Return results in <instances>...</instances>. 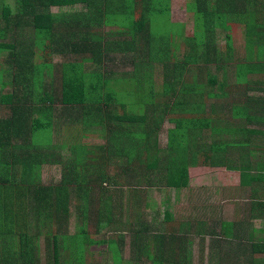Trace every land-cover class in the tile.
<instances>
[{"label": "trees", "instance_id": "16d2710c", "mask_svg": "<svg viewBox=\"0 0 264 264\" xmlns=\"http://www.w3.org/2000/svg\"><path fill=\"white\" fill-rule=\"evenodd\" d=\"M93 1L0 0V264H38L35 222L48 228L44 264H97L85 261L84 250L104 249L106 242L112 257H121L124 235L132 242L145 236L140 223L145 214L139 208L146 188L186 187L188 164L198 163L197 131H215L197 95H210L211 87H223L230 77L228 86L247 98L248 91L264 92V28H256L264 0H184L193 23L187 37L184 23L170 21V0H109L92 13L45 16L55 4L81 2L90 11ZM237 24L244 30L240 51L232 49ZM218 28L227 31L224 50L216 48ZM58 55L63 61L57 65L52 59ZM120 80L141 92L140 99H120L111 88ZM6 86L10 92H3ZM55 102L66 121L62 127L69 130L60 145L56 127L45 119ZM165 120L172 126L160 147ZM47 123L49 128L41 131ZM56 146L72 153L61 162L60 182L38 183L41 167L55 165L51 151ZM209 147L204 151H219ZM92 185L101 187L99 196ZM124 195L128 219L122 223ZM205 220L199 216L172 224V232L166 223V232L155 235L157 245L185 250L190 231ZM131 222L137 223L130 228Z\"/></svg>", "mask_w": 264, "mask_h": 264}, {"label": "crops", "instance_id": "0c3cea01", "mask_svg": "<svg viewBox=\"0 0 264 264\" xmlns=\"http://www.w3.org/2000/svg\"><path fill=\"white\" fill-rule=\"evenodd\" d=\"M108 1L94 0L90 3V11L81 2L64 6L55 4L49 7V16L60 19L71 14L76 17L92 13L97 9L103 10L107 4L105 2ZM256 23V28H264V14ZM243 31V26L238 25L231 32V36L239 32L243 37ZM224 33H227L226 29L218 28L216 35L219 40L224 37ZM232 49L236 51V48ZM52 60L54 64V61H63L59 55ZM232 81L233 78L230 77L223 87H211L210 95H205L204 92L197 95L198 104L205 107V121L215 131L212 132L207 127L197 131L193 144L198 163L188 164V185L178 189L163 185L152 187L156 191L166 189L174 195V204L167 207L162 214L168 232L174 230L172 224L190 223L199 216L206 219L201 228L198 226L190 231L189 246H185V250L177 246L168 250V246L157 245V232L152 233L146 228L143 231L145 236L140 241L132 242L129 235H124L120 260L112 257L106 242L104 249L101 245L84 250L85 261L88 259L87 250H99L102 258L98 257L97 264L102 263V260L105 264H152L153 260L169 264L171 259H181L183 263L180 264H192L195 255H198L197 264H205L204 261L206 264H264V92L248 91L247 95L250 97L247 98L239 89L228 86ZM240 96L243 99L234 101ZM251 96L254 97L251 99ZM50 108L53 115L52 127H56L54 138L57 141V128L63 125L64 115L61 114V104L55 102L54 108ZM221 120L223 125H220ZM209 146L219 151L205 152ZM196 168L202 170V181L199 178V185L190 180V172ZM145 193L142 196L144 202ZM142 197L140 196L141 199ZM144 202L141 212L147 210ZM194 211L197 216H189ZM160 215L159 212V218ZM134 225L135 222H131L130 228ZM199 230L201 236L198 235ZM225 231L230 232L228 237L223 235ZM194 237H199L200 252L192 250Z\"/></svg>", "mask_w": 264, "mask_h": 264}, {"label": "rangeland", "instance_id": "374dc122", "mask_svg": "<svg viewBox=\"0 0 264 264\" xmlns=\"http://www.w3.org/2000/svg\"><path fill=\"white\" fill-rule=\"evenodd\" d=\"M183 2L184 0H170V13H169V17H170V21L176 23V22H181L185 24V31H184V37L190 36L191 35V29L193 26L192 23V17L191 15L185 14L184 12V8H183ZM9 11L10 13H13L15 11L14 5L12 6L9 3ZM49 13V11H48ZM45 16H49V15H45ZM42 34H44V30L42 31ZM218 41V47L224 50V45L226 43L225 37H220V40H216ZM232 48H236V51H240V48L242 47V37L241 34L239 32H236L233 34L232 37ZM185 49V45L184 42L180 43L179 45V51L180 53H182ZM36 62L40 63L41 59L39 57H36ZM55 64L58 65L59 61H54ZM82 63H86L85 61H82ZM111 70H115V66L110 67ZM122 71H126V70H131L130 67L126 68V69H120ZM161 81H162V76L161 74H157V83H158V87L161 86ZM129 81L124 82L122 80L117 81L116 84H112V89L113 92H117L118 96L120 97V99H126L127 101H131L133 98L136 100L140 99V94H142L141 92H139L136 88L131 89V85H129ZM8 91L10 92V88L9 86H6L3 88V92L4 91ZM132 92H135L134 94H130ZM60 104V102H57ZM47 108V106H46ZM45 108V110H46ZM44 110V112H45ZM51 114H52V110H51ZM45 119H49L53 120V115L51 116H47L45 117ZM222 121V120H221ZM66 121L64 120L63 123H65ZM53 125V124H52ZM220 125H223V121L220 122ZM172 124L169 123L168 121H164L163 125H162V129L160 131V136H159V146L160 147H164L166 144V130L171 127ZM49 128L48 127V123L45 124L43 127L41 126V131H44L45 129ZM68 134H69V130L67 128H64L62 126H58L57 128V141L60 144H62V142H65L68 138ZM90 140V139H89ZM202 141V140H201ZM90 142H94L91 141ZM88 140L86 141V143H90ZM96 142V141H95ZM54 154V161H55V165H43L38 177V183H41L43 185H47V186H56L59 184L60 182V177H61V173L63 171L61 162L67 161L71 156L72 153L71 151H68V149L62 148L60 146H56L54 147V149L51 151ZM57 161V162H56ZM199 178L202 181V170H199L198 168L193 169L190 172V180L192 183H197L199 185ZM92 190H93V195L94 196H99V194L101 193V187L98 185H92ZM145 197H146V207L147 210L144 211L145 214V220L140 222L142 223V226H145V228H148L150 230V232H157L158 234H162L166 231H164L163 226L165 225V218H163V212L167 207H170V205L174 204V195L170 192H168L166 189H163L161 191H156L155 189L152 188H146V193H145ZM122 199V207L125 208V211L122 210V218L121 221L122 223H125V221L128 219V197L126 195L121 197ZM112 200V198H111ZM127 200V201H126ZM139 208V207H138ZM141 209V208H139ZM142 209L139 211V213H141ZM159 212H160V218H159ZM189 216H197L195 211L192 213H189ZM171 219L173 220V217L171 216ZM31 223L34 224V219L30 220ZM73 217L70 219V223H69V230L67 229L68 232H72L73 228ZM38 225V228H40L37 232V242H38V259L39 262L38 264H44V234L45 231L47 232V224H42V223H38L35 222ZM137 222H135L136 224ZM169 236H167L166 238H168ZM194 248H192L193 251H199V245L200 243L198 242L199 237H194ZM202 245V242H201ZM102 248V247H101ZM198 248V250H197ZM200 252V251H199ZM86 256H88V259L90 260V262L92 261V259H95V261H98V257H101V253L99 252V250H87L86 251ZM198 255L194 256L193 262L192 264H197V257ZM115 260H120V256L119 255H115L114 256ZM204 258V257H203ZM108 260H110V256L108 257ZM204 263L206 264V262L204 261Z\"/></svg>", "mask_w": 264, "mask_h": 264}]
</instances>
